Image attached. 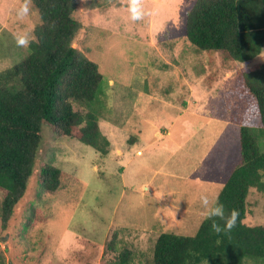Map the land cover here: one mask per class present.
I'll use <instances>...</instances> for the list:
<instances>
[{
  "label": "rangeland",
  "instance_id": "1",
  "mask_svg": "<svg viewBox=\"0 0 264 264\" xmlns=\"http://www.w3.org/2000/svg\"><path fill=\"white\" fill-rule=\"evenodd\" d=\"M86 1L76 12L83 29L74 47L103 75L100 128L110 150L103 156L43 128L27 193L6 229L0 192V251L9 264H110L124 249L135 253L132 264H148L161 233L197 234L207 217L203 198L214 206L240 160L246 101L238 79L264 64V50L248 65L220 69L209 88V58L185 36L194 0H139L135 10L132 0H94L91 9ZM39 23L32 0H0V71L22 59ZM220 64L216 58L214 69ZM44 165L69 175L55 197L41 190ZM33 207L50 219L29 229ZM245 223L264 225V194L256 189ZM113 240L117 252L107 249Z\"/></svg>",
  "mask_w": 264,
  "mask_h": 264
},
{
  "label": "trees",
  "instance_id": "2",
  "mask_svg": "<svg viewBox=\"0 0 264 264\" xmlns=\"http://www.w3.org/2000/svg\"><path fill=\"white\" fill-rule=\"evenodd\" d=\"M81 0H32L40 23L22 59L0 71V192L1 221L6 229L28 190L42 147L43 128L58 137L75 139L103 156L111 143L102 133L104 112L100 99L103 75L84 51L74 47L83 29L76 18ZM87 8L96 6L87 0ZM187 41L205 53L211 64L205 84L212 88L231 64H250L264 50V0H194L185 21ZM216 58L221 59L214 69ZM237 94L246 101L238 119L240 160L220 190L214 204L223 205L225 216L237 210L236 226L217 233L219 217H206L195 236L161 233L148 264H254L264 263V225L245 223L250 192L264 194V64L244 68ZM69 175L51 165L41 168L40 187L55 197ZM41 202H43L41 200ZM213 206V207H214ZM50 219L33 207L29 229ZM107 249L117 252L115 240ZM135 253L118 251L110 264H132ZM0 264H9L0 251Z\"/></svg>",
  "mask_w": 264,
  "mask_h": 264
},
{
  "label": "clouds",
  "instance_id": "3",
  "mask_svg": "<svg viewBox=\"0 0 264 264\" xmlns=\"http://www.w3.org/2000/svg\"><path fill=\"white\" fill-rule=\"evenodd\" d=\"M132 4L134 6V10L136 6L139 4V0H132ZM135 18V17H134ZM18 43L21 45H26L27 40L23 37L18 38ZM203 204L206 208L205 215L209 218L211 217H219L221 220L224 221L223 229L221 226L215 222L212 223V230L219 233L222 230H231L236 226V221L239 216L237 210H232L228 216H225L223 205L217 204L214 207H209V200L205 197L203 198Z\"/></svg>",
  "mask_w": 264,
  "mask_h": 264
}]
</instances>
